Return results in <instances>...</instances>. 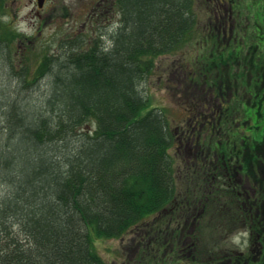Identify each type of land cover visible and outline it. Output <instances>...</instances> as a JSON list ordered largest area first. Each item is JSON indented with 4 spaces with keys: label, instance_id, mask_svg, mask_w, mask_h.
<instances>
[{
    "label": "trees",
    "instance_id": "1",
    "mask_svg": "<svg viewBox=\"0 0 264 264\" xmlns=\"http://www.w3.org/2000/svg\"><path fill=\"white\" fill-rule=\"evenodd\" d=\"M196 1L120 0L124 20L107 27V44L100 38L83 43L66 36L59 42L60 51L33 57L34 69H29L28 55L22 57L19 69L8 64L2 43L9 48L17 35L6 32V37L0 32V264H109L97 252L96 242L125 234H131L125 250L151 247L160 252L159 257L167 241L174 249L181 246L185 235L173 228L180 225L183 212L197 216L194 219L205 227L213 218L208 211L221 208L214 217L216 223L224 221L226 231L252 219L232 210L236 196H210L212 202H203L199 213L191 206H200L203 196H173L176 182L170 150L177 129L168 120L173 114L153 107L150 96L143 93L157 72V58L183 45L194 47L200 52V71L185 77L182 68L174 69L178 80L187 78L188 84L181 87L197 104L186 107L195 117L190 121L209 119L204 130L213 136L232 128L239 139L240 132L259 138L251 130L260 127L262 132L264 120L248 109L256 110L264 99L238 104L235 113L226 95L232 76L242 73L247 54L241 50L256 46L248 35L232 44L213 29H199L198 12H204ZM227 1L232 17L237 11V19L250 20L243 12L246 8L250 25L257 29L262 0L257 6L256 0ZM260 45L263 48L264 43ZM31 52L32 46L19 55ZM221 69L223 74L204 78L207 72ZM251 74L250 93L253 85L264 81V70L259 72L255 62ZM215 113L219 120L212 117ZM223 197H228L227 203H221ZM253 223L258 225L256 217ZM187 234L197 238L195 231ZM186 241L192 243L189 237ZM194 261L195 257L176 256L170 264Z\"/></svg>",
    "mask_w": 264,
    "mask_h": 264
},
{
    "label": "rangeland",
    "instance_id": "2",
    "mask_svg": "<svg viewBox=\"0 0 264 264\" xmlns=\"http://www.w3.org/2000/svg\"><path fill=\"white\" fill-rule=\"evenodd\" d=\"M246 1H248L247 3L250 2V0ZM260 1L261 0H256L254 2L255 5L257 6V3L259 4ZM262 2L264 3V0H262ZM4 3L8 5L9 15L5 17L1 16L3 22L9 23L13 28L23 32L25 35L36 38L33 41L32 52L30 54L27 53L20 56L18 53L14 52L11 53V55H6L8 64L13 65L17 69L22 66V57L26 55H28L26 62L31 65L29 69H34L36 66V64H33L34 56H43L40 55V52L53 54L56 50L60 51L61 45H59V42L61 39L67 36V33L71 32L73 28L83 29V22H85V17L88 16L86 11H84V0H48V3L47 1L45 3L40 18L35 15V11L32 9L28 0H4ZM195 5L203 9L205 15L207 13V16H205L202 12H198L199 29L207 27L206 30L213 29L219 37L224 36L226 33V37L228 38L229 32L232 31L233 28H236L234 31L237 33L233 32L235 34L233 37L231 36L232 39H230V43L232 44L242 41V36L248 32L251 33L250 29L254 28V24H252V26L250 25L252 20L246 8H243V12L245 15L249 16L248 18L250 20L245 16H240L241 20L237 19V11L232 20L225 15V13H229L230 4L227 0H222L221 2H216V0H198V3L196 1ZM216 9L217 12L215 14ZM255 9L258 8L255 7ZM16 12L18 13L17 15H15ZM258 13L262 16L259 25L264 26V7ZM87 32H90V30L85 31V33ZM90 36L91 35L87 33V38H90ZM213 39H218V37H214ZM32 40L33 39H31V41ZM29 44L28 41L24 42L26 47H28ZM250 44L253 45L254 42L251 41ZM2 45L4 46V43H2ZM196 52L194 47H190V49H183L173 55L159 58L157 61V72L151 76V82L148 84L149 88L143 89L144 96L146 94L150 96V102L153 107L163 108L166 114H173L168 120L177 131L182 128L183 124L180 120L182 113H184L182 107H191L197 104L192 101L191 92L184 94L181 87L182 84H188L187 78L178 80L180 75L173 78L174 69L182 68L180 74H184L185 77L190 71H200V69H197V67L200 66V60H198L201 59L200 52ZM242 56H244V54H242L241 57ZM261 62L264 63V57L261 59ZM178 69L177 71L179 72ZM209 72L210 74L204 72L206 73L204 78L207 80L213 75L223 74L222 69L215 74L213 70ZM189 76L191 77L192 75ZM27 80L31 81L32 78H27ZM29 84L32 85L31 83ZM235 88L236 86L234 85L232 89L234 90ZM177 90H181L182 92L177 93ZM231 94L233 93H226L227 97L229 96L230 98L229 108L237 112L236 109L238 104L235 99L230 97ZM205 122H207V119L201 122V124L198 123V121H188V125H191V131L200 132L201 125ZM220 134L221 133H216L215 136L211 134V138L208 140L210 147L208 146L204 147V150L202 149L200 164L195 167L192 165L193 169L184 168V162L181 166L180 160L176 162L182 167L181 173L190 175L192 178L194 187H190L188 196H203L202 201L199 200L201 207L198 206L197 208H193L191 206V210L194 213L201 211L203 209V202H212L210 201V196H236L232 198L230 204L232 210L236 209L241 211L243 216L248 214V216L252 217V219H248L250 221L253 220V217H256L258 225L251 224L253 227L251 230L252 234L250 235L249 232H247L245 235L243 230L226 231L224 228L222 231V228L225 227L224 221L221 222L218 220L216 223V218L214 217L222 212L221 208L215 209L214 213L208 211L210 217L213 214V218L211 217L209 219V225L205 227H202L194 219V216L191 217L189 214L183 213L181 219L178 221L180 225L173 228V230L178 228L180 234L182 235L184 232L185 235L183 241L180 242V254L177 257L179 259L184 257L186 259L195 257L194 264H264V194H261L259 190V185L262 183L261 171H264V148H261L264 139L260 142L253 140L246 145L240 142V151L232 152L234 156L232 162L233 176L237 188H234L229 194L226 190H222L223 186H220L219 183L213 184L215 181V173L218 174L219 179L220 172L217 163L219 154H217L215 150L217 144L224 143V139H221ZM225 135L228 136L227 133L222 136ZM192 163L194 164L193 161ZM253 173L257 176L254 178L255 185L252 184L256 188H253L251 185L250 176H252ZM176 176H178V174ZM244 177L250 180L249 184ZM182 178V182L177 180L178 187L181 189H183L186 184L183 176ZM189 184L191 185V182H189ZM245 191L247 194H242V192ZM223 198L222 200L224 201L221 203H227L228 197ZM227 207H229L228 204ZM215 223L218 225L217 229ZM193 230L195 231L196 239H193L192 236H188L186 233H192ZM216 232H222V234ZM209 233H214L215 236L209 237ZM172 235L175 236L176 234L172 233ZM130 237L131 234H125L123 238L120 239L99 240L96 242L97 252L104 262L109 264H133L134 261H136L134 264H170L172 259L177 255L176 252L178 250L172 249V243L170 241H167L165 246L166 249H163L164 252L162 251L163 253L159 257L158 254H160V252L151 247L149 250H132V248L128 246L127 250H125L124 247L129 244L128 239ZM188 237L190 241L196 242L195 247H192L190 242L186 241ZM131 246L136 247L134 244H131ZM128 249L132 250L133 253L129 254L130 252H128ZM202 250L208 253L206 256L207 259L204 258V255L201 256Z\"/></svg>",
    "mask_w": 264,
    "mask_h": 264
},
{
    "label": "flooded vegetation",
    "instance_id": "3",
    "mask_svg": "<svg viewBox=\"0 0 264 264\" xmlns=\"http://www.w3.org/2000/svg\"><path fill=\"white\" fill-rule=\"evenodd\" d=\"M28 1H29V4L32 6V9L35 11V15L40 18L41 12L44 9L46 1L48 3V0H28ZM83 7L90 10L89 14H88L89 19L94 20L95 23H97L98 25H101L102 27L104 25H108V24L111 25L112 23H115L117 17L120 18V21L124 20V13L122 11V6H121L120 0H91L88 2L86 7H85V0H84ZM6 10H7V13L9 14L8 6H6ZM31 10H30V12H31ZM4 12H5V5H4V3H2V6H0V13H4ZM17 14L18 13L16 12L15 15H17ZM83 24L85 25V22ZM11 28H13V27L11 26ZM13 29L15 31L19 32V35L22 38L30 40L28 38V35L23 34V32H20L19 30H16L15 28H13ZM104 30H105V28H104ZM31 39L35 40L32 37H31ZM258 44H257L258 47L255 49H246L245 50V54H247V57L242 62V67H241L242 73H241V75L236 74V76L235 75L232 76V81H231L232 84L230 87V91L228 93L230 94L232 92L233 94H231L230 97L232 99H235L236 103L240 104V105H241V103H245L247 101L249 102L251 100V98H258L259 97L261 99H264V81L263 80L259 81V85H255V86L253 85V87L255 89L253 90L252 93H250V89L252 88V84H254V81H252L254 76H253V74H251V72L252 71L254 72V70H255V62L258 64L259 72L262 69L264 70V63L261 62V59H263V57H264L263 56L264 49L259 48V47H261V45L259 42H258ZM5 51L6 52H19V49L17 47H15V45H11L9 48H6ZM234 85L236 86V88L233 90L232 87H234ZM228 99H230L229 96H228ZM249 110H252L254 113H257L258 114L257 118L264 120V101L263 100L259 101V106L257 107L256 110H254V107H251V109L249 108L248 111ZM238 112L239 111H237L235 113H238ZM246 122H247V126L251 127L252 120L248 119ZM259 128L260 127H255L253 130L259 131V133H258L259 138L257 139V141L260 142L262 139H264V129L262 132H260ZM260 133H263V134L260 135ZM231 134L234 136V132H231ZM240 134L242 136L246 135V133L243 134V132L242 133L240 132ZM249 141L252 142L253 139L250 137ZM261 148H264V141H263V145L261 146ZM263 159H264V155H263ZM261 172H262L261 173L262 174V176H261L262 177V183H261V185H259V190H260L261 194H264V171H261ZM231 174L233 175V172H231ZM255 177H257V176H255L254 173L252 176H250L251 185L254 184V178ZM245 179L247 180V183L249 184L250 180L247 177Z\"/></svg>",
    "mask_w": 264,
    "mask_h": 264
}]
</instances>
